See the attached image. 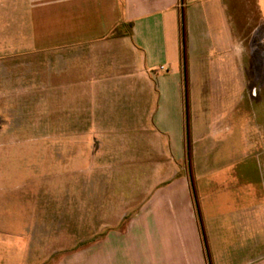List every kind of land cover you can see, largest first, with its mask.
I'll list each match as a JSON object with an SVG mask.
<instances>
[{"label":"crops","instance_id":"obj_1","mask_svg":"<svg viewBox=\"0 0 264 264\" xmlns=\"http://www.w3.org/2000/svg\"><path fill=\"white\" fill-rule=\"evenodd\" d=\"M263 73L264 0H0V188L20 105H65L70 132H156L180 161L195 133L189 176L160 172L124 229L132 209L82 197L79 221L20 227V264H264ZM213 105L231 124L217 141Z\"/></svg>","mask_w":264,"mask_h":264},{"label":"rangeland","instance_id":"obj_2","mask_svg":"<svg viewBox=\"0 0 264 264\" xmlns=\"http://www.w3.org/2000/svg\"><path fill=\"white\" fill-rule=\"evenodd\" d=\"M187 1L184 0L185 3ZM258 75L254 74L256 80ZM261 75L259 80L264 83V73ZM262 92L264 97V89ZM223 107L211 106L212 117L223 116L213 125L216 141L222 140L231 128ZM153 108H156L155 104ZM65 109V105H58L54 114L50 113L49 106L20 105V132H9L6 137L5 182L0 188V225L7 230V247L6 251L5 248L0 250V264H20V256L16 252L20 248V239L15 237L20 227L53 222L61 224L67 214L79 221L81 210L86 209L82 197H89L87 203L92 214L103 209L107 213L114 204H119L122 214L132 209L130 216L121 224L120 228L124 229L131 215L143 203L145 192L155 186L150 182L160 176V172L168 175L178 165L182 174L189 176L187 146L180 161L172 154H166V138L162 139L161 155L162 152L158 151L160 145L154 142L156 132H70ZM238 113L243 115V123L248 120L252 126L255 105L250 107L246 101L238 102ZM193 116V111L189 112L190 131ZM201 117L203 119L204 116L201 114ZM50 121L53 126L56 124V131L44 130ZM253 130L256 132L255 126ZM186 133L192 149L195 133ZM199 133L215 135V132ZM218 145L223 151V144ZM160 165L164 166L163 171ZM72 196L74 200L70 201ZM98 197H104L105 201L92 200ZM75 223L73 226L77 225ZM4 252H7L6 262Z\"/></svg>","mask_w":264,"mask_h":264},{"label":"trees","instance_id":"obj_3","mask_svg":"<svg viewBox=\"0 0 264 264\" xmlns=\"http://www.w3.org/2000/svg\"><path fill=\"white\" fill-rule=\"evenodd\" d=\"M181 33H182V43H183V50H184V56H185V47H186V29H185V22H184V16H182V24H181ZM185 59V58H184ZM187 106V105H186ZM187 156L190 162V147L188 143V149H187Z\"/></svg>","mask_w":264,"mask_h":264}]
</instances>
